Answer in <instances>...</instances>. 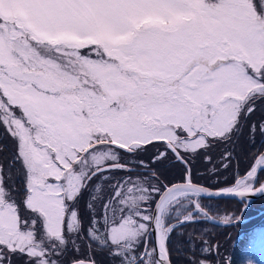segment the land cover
I'll list each match as a JSON object with an SVG mask.
<instances>
[{"label":"snow or ice","instance_id":"1","mask_svg":"<svg viewBox=\"0 0 264 264\" xmlns=\"http://www.w3.org/2000/svg\"><path fill=\"white\" fill-rule=\"evenodd\" d=\"M258 110L264 0H0V264H173L178 229L239 221L206 200L264 195V150L229 176L211 155L264 136ZM185 243L220 264L206 230Z\"/></svg>","mask_w":264,"mask_h":264},{"label":"trees","instance_id":"2","mask_svg":"<svg viewBox=\"0 0 264 264\" xmlns=\"http://www.w3.org/2000/svg\"><path fill=\"white\" fill-rule=\"evenodd\" d=\"M262 115H264V112L258 110L251 117V120L258 121ZM1 137H2V132H0V141H2ZM6 146L8 145L6 144ZM225 148H228L233 153L234 160L232 161L233 167L230 168L223 175L229 176L230 173L234 170L237 162L239 164L241 173H243L245 169L248 167V162H249L248 158L250 157V155L253 152H256L257 150H261L262 148H264V136H261L259 131H257L253 137L249 132V130L245 128L244 135L241 136L239 140L235 142L234 145H216L211 150V155L213 156L214 161H217V158L219 159V156L224 152ZM11 156H12V149L5 148L1 145L0 165L4 166L5 172H7L8 162L11 159ZM195 160L196 161L192 164V172H193L194 180H196V182L198 183H204L208 186H211L214 183L215 178L209 180L207 176H205V174L208 175L207 169L210 168L211 165H206L202 157H197L195 158ZM202 171L203 173H200ZM165 173L169 179L173 176L167 165H166ZM261 179H263V176L261 177ZM16 184L17 186H19L20 184V180L18 178L16 179ZM219 201L227 202V207L230 208L232 211L235 212L236 210L240 211L241 204L235 200H229V199L212 200V202L220 203ZM254 205L255 208L252 207ZM252 206L245 209L243 213V217L256 214L259 211V209L264 208V198L263 199L261 198L260 200L254 202ZM263 216L264 214H261L254 218H251L249 221L243 224H235L232 226H216L203 221L201 223L194 225H199L200 227L205 226L204 231L205 230L207 231V235H208V239L210 240V243L219 245L218 252H213L209 257L214 262L220 261V264H225V262L230 261L231 264H247V261L251 260L250 258H252L251 260L252 262L258 261L260 263H264V243H261L262 240L260 239V234L264 233V225L259 224V221H261ZM236 227H243L244 232L241 233L240 235L238 233V235L234 237V231H237ZM196 233H198V230L196 231ZM253 235H255L257 239L254 242V244L250 245L249 240ZM185 241L186 240L180 241L179 244H174L173 242L170 243V248L173 249L172 252L173 264H188V256H189L188 244L185 243ZM231 242H233V244L229 252L230 257L228 258L227 261H225L224 257H221L220 254L222 251L225 252L227 250ZM179 247L184 248L183 253H178L176 251V249ZM225 255L228 254H224V256ZM197 258H199L198 247H197ZM97 259L101 261V264H107V261L103 257L98 256Z\"/></svg>","mask_w":264,"mask_h":264},{"label":"rangeland","instance_id":"3","mask_svg":"<svg viewBox=\"0 0 264 264\" xmlns=\"http://www.w3.org/2000/svg\"><path fill=\"white\" fill-rule=\"evenodd\" d=\"M1 138H2V141H0V146L2 145L5 148H11L13 150V146H12V143H11L10 139H7L6 137H4L3 134H2V137ZM6 144L9 147L6 146ZM263 179H264V176H263ZM219 202L220 203H218V202H212V201H208V202L205 201V203H211L212 204L214 212L218 209L221 212V214H223L225 211H227V212H233V213H235L236 216H238L239 210L238 211L236 210V212L235 211H232L230 208L227 207V202H221V201H219ZM242 218H244V217H242ZM245 222H243V223H245ZM243 223H235V224H243ZM210 224H212V223H210ZM259 224H263L264 225V216L262 217L261 221H259ZM216 226H221V225H216ZM204 227L205 226L200 227L199 225H194L193 224V225L185 226L184 229H178L177 232L183 231L185 233L184 237H180L177 234H173L171 242H173L174 244H179L180 241L187 240V234L188 233L193 232V231L196 232L197 230H198V233H200V232L204 231ZM236 230L237 231H234V237H236V235H238V233L240 235L242 233V231H244L243 230V227H236ZM261 243H264V240H262ZM232 244H233V242H231L229 244V246H228V248H227V250L225 252L222 251L221 254H220L221 257H224V260L225 261H227L228 258L230 257L229 256V252H230V248H231ZM197 245H199V241H197ZM188 248H189V245H188ZM224 254H228V255H225L224 256ZM198 255H199V247H198ZM250 259L252 260V258H250ZM254 264H256V263L254 262Z\"/></svg>","mask_w":264,"mask_h":264},{"label":"water","instance_id":"4","mask_svg":"<svg viewBox=\"0 0 264 264\" xmlns=\"http://www.w3.org/2000/svg\"><path fill=\"white\" fill-rule=\"evenodd\" d=\"M262 197H264V195H262V194H254V195H250V196L247 198V200H246V204H247V206L251 203V201H253V200H257V199L262 198ZM232 200H236V199H232ZM236 201H237V200H236ZM244 209H246V208H245L244 206H242L241 212H240L239 215H238V216L240 217L239 221L234 220L231 224H228V225L219 224V225H222V226H230V225H233V224H235V223H243V222L249 220V219L252 218V217H255V216H257V215H260L261 213L264 214V209H263L262 211L258 212L256 215H254V216H252V217H248V218L242 219L241 216H242V213H243V210H244Z\"/></svg>","mask_w":264,"mask_h":264},{"label":"flooded vegetation","instance_id":"5","mask_svg":"<svg viewBox=\"0 0 264 264\" xmlns=\"http://www.w3.org/2000/svg\"><path fill=\"white\" fill-rule=\"evenodd\" d=\"M261 150H264V148H262ZM234 160V159H233ZM196 160L194 159V160H192V164L195 162ZM217 161H218V158H217ZM168 168H169V170L171 171V173H172V175H179V170H180V166L179 165H177V166H175V167H171V166H167ZM200 173H203V171L202 172H200ZM165 175H166V173H165ZM201 175H203V174H201ZM205 176H207L208 177V175L207 174H205ZM172 178V177H171ZM170 178V179H171ZM264 198V197H263ZM262 198V199H263ZM261 199V198H260ZM260 199H258V200H260ZM258 200H256V201H258ZM256 201H253V202H251L247 207H246V209L247 208H249V207H251L252 206V204L254 203V202H256ZM242 206V205H241ZM253 208H255V205L254 206H252ZM241 209H242V207H241ZM240 209V210H241ZM264 208H261V209H259V211L258 212H260V211H262ZM244 211H245V209L243 210V213H244ZM241 211H239V213H240ZM257 212V213H258ZM243 213H242V217H243ZM256 213V214H257ZM256 214H253V215H250V216H247V217H245V218H248V217H252V216H254V215H256ZM262 214V213H261ZM260 214V215H261ZM256 217V216H255ZM252 218H254V217H252ZM251 219V218H250ZM249 219V220H250ZM249 220H247V221H249ZM244 231H242V233H243ZM14 264H18V261H14Z\"/></svg>","mask_w":264,"mask_h":264}]
</instances>
